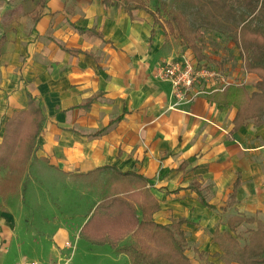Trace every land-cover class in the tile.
<instances>
[{"label": "crops", "instance_id": "0c3cea01", "mask_svg": "<svg viewBox=\"0 0 264 264\" xmlns=\"http://www.w3.org/2000/svg\"><path fill=\"white\" fill-rule=\"evenodd\" d=\"M40 1L0 0V139L11 114L27 106L29 92L40 101L45 120L25 168L37 158L35 172L50 176L51 171L90 175L103 166L136 171L160 202L157 222L189 221L182 224L187 256L201 261L198 251L219 264L211 256L220 252L213 241L217 228L228 230L227 220L235 215L254 219L248 223L256 227L264 224V124L249 120L233 132L236 108L218 107L209 97L214 88L199 81L193 90L200 92L190 102L173 106L176 98L160 64L182 57L197 61L144 10H132L131 19L121 6L105 8L102 0H47L42 9ZM73 25L94 27L108 42L80 34ZM58 44L97 59L72 55ZM253 77L258 78L246 75ZM97 93L102 95L89 111L77 107ZM237 179L235 203L222 211ZM195 182L216 209L198 201L189 189ZM79 183L63 184L60 193L81 197ZM27 186L26 204L0 208V264H14L27 259V250L39 249L33 244L32 211L42 208L35 203L44 205L45 194L33 203L30 190L50 187L45 176L31 178ZM51 238L63 248L69 231L58 228Z\"/></svg>", "mask_w": 264, "mask_h": 264}, {"label": "trees", "instance_id": "16d2710c", "mask_svg": "<svg viewBox=\"0 0 264 264\" xmlns=\"http://www.w3.org/2000/svg\"><path fill=\"white\" fill-rule=\"evenodd\" d=\"M47 0L40 1L42 9ZM158 5L163 0H155ZM250 12H253L260 0H242ZM105 8L113 5L121 6L132 19V10L142 9L153 16L158 22L153 11L145 4L144 0H102ZM198 4L201 11L206 14H216L222 20L231 22L238 27V41L245 50L251 47H260L264 44V33L251 27L245 22L250 13L247 10L238 13L227 0H192ZM39 11H37L38 13ZM263 12L262 10L260 11ZM167 25L170 32L181 39L185 47L189 48L197 62L205 60L203 49L205 40L189 21L188 17L180 10L168 11ZM36 20V14L32 16ZM80 34H88L104 39L103 34L94 27L86 28L73 25ZM152 34V31H151ZM59 47L72 55L82 53L93 59L97 57L87 50ZM246 70L258 77L256 88L249 91L243 84L234 83L227 85L223 90L213 89L209 95L210 100L222 108L232 105L236 108L233 119L232 131H236L247 121L254 120L255 125L264 124V65L259 63H246ZM102 93L89 97L77 107L89 111L91 103L99 98ZM45 116L41 103L37 97L27 92V106L14 111L3 126L0 139V171L5 170V181L1 188L7 189L11 184L16 190L24 165L29 160L36 148V141L42 129ZM111 169L113 176L110 182L109 194L100 199L92 212L87 216L81 226L79 236L93 245H109L116 249L127 237L133 238V243L126 248L130 264H194L186 254L187 240L182 224L189 222L186 218H173L167 223H159L155 214L160 210V202L148 185L147 179L136 171L122 172L115 167L103 166L94 171ZM235 181L232 192L229 194L225 207L235 203V192L238 187ZM189 189L197 195L200 203L210 209L215 205L207 202L200 183H193ZM176 192V191H174ZM254 219L235 215L227 220L228 230L220 232L215 230L213 241L219 246L220 252L212 257L217 258L219 264H264V227L257 222V227L249 231L247 243L240 245L239 239L234 235L236 227L242 222H252ZM201 259L202 252L195 251ZM204 264H216L206 261Z\"/></svg>", "mask_w": 264, "mask_h": 264}, {"label": "rangeland", "instance_id": "374dc122", "mask_svg": "<svg viewBox=\"0 0 264 264\" xmlns=\"http://www.w3.org/2000/svg\"><path fill=\"white\" fill-rule=\"evenodd\" d=\"M227 1L238 13H243L247 10V14L249 12L250 15L245 22L251 23L252 28L259 29L264 33V0L258 2L253 12L249 11L242 0ZM144 2L153 11V15L158 20V22L154 23L163 24L168 32H170L167 25L169 21L168 11L176 9L182 11L188 17L190 23L202 33L206 42L203 49L206 58L201 63L197 62L199 67L202 66L206 69L219 68L227 73V77L232 83L245 80L243 84L250 92L256 88L258 78L246 79V75L250 73L246 70V63L264 65V44L260 47L254 46L245 50L238 41V27L236 28L231 22L222 20L216 14H206L192 0H163L159 5L155 0H144ZM261 10L263 11L262 13L260 12ZM170 33L179 38L175 34V29ZM1 126L2 120L0 121V130ZM35 160L37 158H33V162L26 168L24 167L19 185L15 191L12 190L13 186L11 184L7 189L1 188L5 181L6 172L5 170L0 171V208L3 211L14 210V207L19 205L20 202L23 204L27 203L25 202V195L31 178H42L45 176V184L50 187L45 192L39 191L37 188L30 190L35 197L33 203L43 199L42 194H45V204L43 205L42 201L35 203V205L41 204L42 208H35L32 211V228L36 235L33 244L39 249L27 250L26 260H36L47 264L50 261H55L60 257L71 254L70 264H130V259L124 252L133 243L132 237H127L116 249H111L109 245L90 244L79 236L80 228L84 224L83 220L87 217L91 208L96 202L109 194L113 171L103 169L90 175L73 174L72 176H67V173L63 175L58 171L49 172L45 168L49 173H53L50 176V174H45V171L41 169H37L38 172H35L36 169L33 167ZM43 164L47 165L45 161H43ZM79 180L81 197L79 194L74 193H60L63 184L72 187V185L78 184ZM59 223L62 225L57 226ZM255 227L254 224L248 222H242L236 227L234 235L239 239L240 245L243 246L247 243L249 231L255 229ZM58 228L68 229L69 238L66 240L74 247L67 250L65 245H63V248H59V245L49 242V238L53 241L51 238L52 234ZM37 240L42 241V245ZM50 245L55 248L54 254H51ZM188 254L192 263L204 264V262L209 261L207 255L201 256L200 261L197 260L196 255L194 256L190 252ZM216 260L220 263L217 258Z\"/></svg>", "mask_w": 264, "mask_h": 264}, {"label": "built area", "instance_id": "2783aa9c", "mask_svg": "<svg viewBox=\"0 0 264 264\" xmlns=\"http://www.w3.org/2000/svg\"><path fill=\"white\" fill-rule=\"evenodd\" d=\"M201 63V62H198ZM159 73L161 77L167 80L172 88L173 94L176 98L173 106L179 103L190 102L200 90H193L196 82H203L210 88L216 90H223L227 85L241 82H231L227 77V73L221 71L219 68L206 69L199 67L197 62L191 61L187 57L178 58L176 60H167L160 64ZM244 85V84H243ZM245 86V85H244ZM65 247H74L68 241L64 243ZM71 254L65 257H60L55 261H50L47 264H70ZM14 264H45L37 262L36 260H20Z\"/></svg>", "mask_w": 264, "mask_h": 264}]
</instances>
